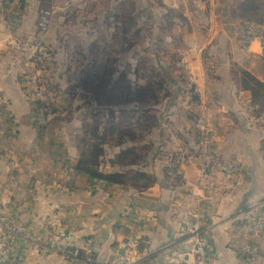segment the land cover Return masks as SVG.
<instances>
[{
  "label": "crops",
  "instance_id": "crops-1",
  "mask_svg": "<svg viewBox=\"0 0 264 264\" xmlns=\"http://www.w3.org/2000/svg\"><path fill=\"white\" fill-rule=\"evenodd\" d=\"M42 4L44 0H14L10 7L7 5L13 11V20L10 21H2L0 11V76L4 92V105L0 109V214L24 231L53 224L49 232H45L46 237L56 232L73 244L90 238L93 240V256L100 264L110 263L116 239L119 241L129 234L146 240L147 247L143 251L149 255L143 260L165 264L166 243L179 238L180 229L187 221L182 217L196 209L198 169L207 157L214 156L224 163L235 161L241 167L240 174L218 175L231 191L219 199L216 219L221 224L213 228L218 254L215 264H234L223 226L233 217H242L248 207L264 198V126L250 115L251 93L236 82L241 77H227L228 87L220 89L219 100L206 107L208 111L211 105L215 114L208 112L218 115L217 119L209 120L213 136L208 139L207 148L206 143L195 142L192 130L183 134L184 126L179 127L178 133L162 134L164 126L160 125V132L157 128L152 129L145 137V144L154 140L156 149L161 148L152 166L141 168L151 173L160 172L153 187L133 191L92 178L76 169L81 123L78 122L79 115L73 111L84 103L77 100L80 104L76 106V97L70 89L75 79L87 69L83 68L70 77L71 66L68 67L67 78L61 81L65 84L64 93L52 98L43 109L34 92L36 87L24 82L22 71L12 66V57L6 49L5 40L11 31L15 37H24L30 45L41 46L38 55L55 52L51 47L58 46L59 38L35 35ZM20 15L21 22L17 20ZM23 29L28 31L25 36L21 34ZM231 44L235 50L231 64L264 82V53L260 41L252 43L248 55L243 51L240 54V48L233 40ZM222 55L213 58L220 70L225 52ZM57 57L60 64H66L62 55ZM131 63L130 58L124 56L117 70L107 68L103 73H97L90 65L100 79L97 85L93 83L92 91L99 92L100 86L107 92L108 87L102 83H105V73L110 70H113V78L121 74L131 81L127 72ZM62 69H59L57 78L65 76ZM162 112L163 109L159 110L158 117ZM68 117L71 121L65 122ZM166 136L171 139L166 141ZM104 147L110 153L107 157L105 153V160L118 150L114 143H107ZM182 150L186 158L180 160L178 157L173 166L169 165L170 158ZM168 170L174 172L171 174ZM25 249L28 250L25 255L18 253L10 264H54L56 261L44 247ZM150 254L153 259L148 258Z\"/></svg>",
  "mask_w": 264,
  "mask_h": 264
},
{
  "label": "rangeland",
  "instance_id": "rangeland-1",
  "mask_svg": "<svg viewBox=\"0 0 264 264\" xmlns=\"http://www.w3.org/2000/svg\"><path fill=\"white\" fill-rule=\"evenodd\" d=\"M242 1L44 0V4L39 9L48 7L50 19L43 37H57L60 40H58V46L51 47L55 51L52 55L50 52L45 54V66L41 69V73L24 82L31 87H38L37 89L54 91L50 98L52 100V98L60 97L66 89L61 81L67 78L68 67L71 66L70 77L83 68L90 69L95 77L94 84L97 85L100 79L90 65L97 73H103L107 68L117 70L122 57L128 56L133 63L127 72L134 86L142 87L138 84L148 80L145 76L147 71L149 86L152 89L155 87L154 110L156 113L151 111L158 120V127L154 129L157 128L160 132L161 125V127L164 126L162 134H172L178 133L179 127L184 126L183 134L192 130L195 142L200 144V136L203 132L199 127L205 128L204 132L209 139L213 136L209 120L218 117V115H212L215 111L211 110V105L208 106V111L212 114L206 110L207 105L219 100L217 94L220 89L228 87V83L225 82L227 77L232 79L241 77V80L244 78L245 71L241 72L230 62L231 55L234 56L235 51L231 41L238 45L240 54L243 51L248 55L252 43L257 40L261 43L264 35V5L263 24L258 25L238 16V7ZM260 1L264 3V0ZM123 6L127 13H132L133 22L135 21L134 25L129 27L128 33L136 38H131L129 43L112 40L113 34L121 27L118 25L122 24L124 19ZM118 15H120L119 18ZM1 16L3 18L4 15L1 13ZM10 34L15 37L12 33ZM21 34L25 36L28 31L23 29ZM37 34L38 30L35 35ZM192 45L193 47H190ZM6 49L11 52L9 45ZM223 52L225 56L220 70L213 58H221ZM59 54L66 59V64H60V59L57 57ZM140 62H143L142 66L145 69H139ZM61 68H63L62 75L65 76L57 78ZM120 77L121 74L116 80ZM236 82L240 84L239 79ZM70 89L76 96V100L84 103L73 112L87 117L82 111L89 109L95 99L88 101L82 97V92H74L73 86ZM99 89L100 86L97 90L100 91ZM162 109V115L158 117V112ZM116 113L121 117L128 114L121 107L116 108ZM70 117L66 118L65 122L71 121ZM78 122L81 123L79 128H82L83 122H90V117L89 121L78 119ZM148 134H151L150 131H147L146 136ZM169 139L171 136H166V141ZM107 143H114L116 146L114 141ZM106 144L102 148L105 149L104 154L106 153L107 157L110 153L109 149L104 147ZM155 145L156 141H150L149 149L143 148L138 152L139 161L143 162V169L150 168L156 154L160 155L161 148L156 149ZM184 153L185 151L182 150L172 156L169 165L173 166L175 159ZM118 166L122 167L103 164V168L107 171L117 170ZM151 174L158 176L160 172Z\"/></svg>",
  "mask_w": 264,
  "mask_h": 264
},
{
  "label": "built area",
  "instance_id": "built-area-1",
  "mask_svg": "<svg viewBox=\"0 0 264 264\" xmlns=\"http://www.w3.org/2000/svg\"><path fill=\"white\" fill-rule=\"evenodd\" d=\"M11 2L14 0H0V11L4 15L2 21L3 19L4 21L13 20V11L7 8ZM49 11L48 7L39 10L36 26L38 34L41 36L44 35L50 19ZM17 20L21 22L22 15ZM10 33L12 32L9 31L5 43L11 47V52L8 51V53L12 57V66L22 69L24 81L38 75L37 72H41L45 66L46 57L38 55V51L40 53L42 51V49L40 50L41 46L30 45V42L24 37H12ZM37 88L34 92L38 96L40 107L44 109L54 91ZM74 92L76 91L74 90ZM74 97L76 96L74 95ZM79 104L76 100L75 105ZM2 105H4V92L3 78L0 76V109ZM256 121H260L264 126V117ZM199 129L203 132L200 136V144L206 143L207 148L208 136L204 132L205 128L199 127ZM183 158H186V155L180 156V160ZM262 161L264 164V146ZM169 172L172 174L174 170ZM198 172L196 209L182 217V219H187L179 232V237H183V239L166 243L164 248L165 264H215L218 258L213 235V228L221 224L216 219L217 204L222 196L231 191L230 187L221 182L218 175L228 172H230L229 175L240 174L241 167L235 161L224 163L214 156H209L203 161ZM180 207L182 208V204ZM52 225L24 231L0 214V264H10L18 253H21L22 256L25 255L28 251L25 248L31 246L48 249L56 258L54 264H100L93 256L92 239L87 238L80 244H73L56 232L46 237L45 232L48 233ZM223 230L234 264H264V198L248 207L242 217L229 219L224 224ZM138 240L130 234L119 241L116 239L115 250L109 264H154L152 260H143L149 254L147 251L137 249ZM185 256L189 257L188 261L184 258Z\"/></svg>",
  "mask_w": 264,
  "mask_h": 264
},
{
  "label": "trees",
  "instance_id": "trees-1",
  "mask_svg": "<svg viewBox=\"0 0 264 264\" xmlns=\"http://www.w3.org/2000/svg\"><path fill=\"white\" fill-rule=\"evenodd\" d=\"M263 5V1L260 0H243L238 7V16L262 25ZM124 6L123 22L118 25L121 27L113 34L112 40L129 43L131 38H136L128 33L129 27L133 26L135 21L133 22L132 13H127ZM117 17L119 18L120 15ZM261 44L263 47L264 35ZM142 63H139V69H145ZM112 72L113 70H110L105 73V83H102L108 87L105 90L107 92H102L93 98L95 102L92 101L89 109L82 111L87 115L86 119L83 120L85 116L79 114V119L83 121H89L90 117V122H86L87 124L83 122L81 128L80 154L76 169L92 178L122 185L129 190L144 191L157 183L156 176L141 169L143 162L139 161L137 155L143 148L149 149L148 144L144 143L146 133L157 126L158 120L151 111L154 112L156 106L154 103L155 87L152 89L149 86L147 71L145 76L148 80L138 84L145 89L135 87L134 83L124 75L116 80L112 77ZM243 75L244 78L240 79L242 89L251 93L252 110L250 115L255 118L262 117L264 116V82L256 80L248 73H243ZM106 76L108 77L106 78ZM88 101L91 99L88 98ZM120 107L123 111L128 112L126 116L121 117L116 113V108ZM109 141L116 142L118 150L112 158L105 160L102 146ZM103 164L111 167L120 165L123 168L118 166L117 170L107 171L102 168ZM182 239L183 237H179L177 241ZM138 243V250H144L147 247L146 240H139ZM153 257L150 254L148 258L153 259Z\"/></svg>",
  "mask_w": 264,
  "mask_h": 264
},
{
  "label": "water",
  "instance_id": "water-1",
  "mask_svg": "<svg viewBox=\"0 0 264 264\" xmlns=\"http://www.w3.org/2000/svg\"><path fill=\"white\" fill-rule=\"evenodd\" d=\"M84 74L80 76L78 79H76L73 88L76 91V93L82 92L84 98L86 97H91V98H96L97 95L101 94L104 92L99 89L100 91H92L93 83L95 80V77L90 69H87L86 71L83 72ZM92 75V76H91ZM187 261L189 260V257L185 256L184 257Z\"/></svg>",
  "mask_w": 264,
  "mask_h": 264
}]
</instances>
